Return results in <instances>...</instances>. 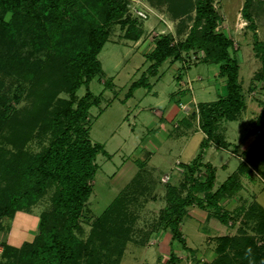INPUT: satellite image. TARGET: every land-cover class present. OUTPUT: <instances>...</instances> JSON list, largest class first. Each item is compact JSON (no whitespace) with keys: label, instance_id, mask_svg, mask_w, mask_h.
I'll use <instances>...</instances> for the list:
<instances>
[{"label":"trees","instance_id":"obj_1","mask_svg":"<svg viewBox=\"0 0 264 264\" xmlns=\"http://www.w3.org/2000/svg\"><path fill=\"white\" fill-rule=\"evenodd\" d=\"M167 1L176 17L189 15L192 11H195V16L188 17L193 23L184 40L172 43V37L167 34L155 38L154 49L145 55L151 61L148 71L154 74L168 58H182L183 51L203 50L200 61L217 64L218 75L225 78L226 93L199 105L200 127L206 134L201 145L205 148L214 140L216 144L227 147L228 143L218 132L220 121L237 119L246 106L233 40L217 31L220 13L213 0ZM179 2H182L179 9L174 10L173 3L177 7ZM252 3L253 0H244L241 14L248 21V29L253 30V50L261 62L253 80L261 82L264 88V42L259 38L256 21L250 11ZM127 12L126 0H0V71L16 69L26 82L38 89L35 92L36 105L27 111L23 122L18 116L11 118L6 96L0 93V131L9 125L10 136L7 138H14L15 147L19 146L21 134L25 138L23 142L33 136H49L46 146L34 154H27L22 161L23 166L14 184L21 185L13 188L0 210L13 212L37 201L48 187L55 186L51 208L40 216L39 234L33 242L24 244L16 264H72L88 252L77 231L81 228L83 208L93 191L91 181L99 167L97 155H109L103 143L94 142L90 137L89 110L100 101L90 89V82L105 75L98 54L108 41L109 26L116 23L121 27L127 26L124 33L127 39L135 41L142 36L139 21L131 19ZM8 13L11 15L7 19ZM18 39H21V46H30L27 54L13 49ZM37 53H44V57L30 59ZM82 86L86 92L79 96L78 90ZM142 86L151 88L146 73L132 82L128 96ZM62 93L65 95L61 96ZM19 96L21 93L14 98L19 100ZM12 161L6 162V168L13 166L10 164ZM181 165L184 167L183 180L178 185L167 184L166 205L159 210L154 222L159 227L169 228L171 239L188 249L181 230L187 207L196 204L208 211V215L228 223L234 213L223 207L222 200L233 197L242 189L241 174L246 172V166L241 163L238 171L215 188V168L202 161L201 151L190 163ZM136 175L140 182L144 173L140 170ZM133 181L135 179L123 188L117 201L123 200L120 203L122 214L133 212L131 216L150 196L149 185ZM138 194L145 196L140 199ZM129 200L134 207L123 209ZM242 210L241 206L237 214ZM243 223L239 229L241 236L222 238L216 248L218 257L203 264H264V208L256 200L245 209ZM247 230L253 234H248ZM131 231L130 227L118 230L119 235L115 237L118 245L114 247L118 260L122 257L126 241L131 238ZM259 240H262L261 245H258ZM179 260L178 255L171 251L163 264H178Z\"/></svg>","mask_w":264,"mask_h":264},{"label":"rangeland","instance_id":"obj_2","mask_svg":"<svg viewBox=\"0 0 264 264\" xmlns=\"http://www.w3.org/2000/svg\"><path fill=\"white\" fill-rule=\"evenodd\" d=\"M126 2L127 14L131 19L139 21L143 34L135 41L127 39L124 36L127 26L113 24L108 27V41L98 54L105 75L97 76L90 82V89L100 101L90 107L88 121L91 139L103 143L109 155L103 153L97 155L96 161L99 167L95 178L91 181L93 191L83 208L80 218L81 228L77 231L86 243L88 252L72 264H163L171 251L180 258L178 264L211 263L218 255L208 251L209 242L199 230L204 224L187 213L188 211L183 216L182 230L187 245L198 250V253L184 248L179 241L171 239L169 233H166L169 228L161 227L162 229L157 230L160 225L154 222V218L159 214L158 208L166 205L165 198L149 201L151 198L149 196V199L147 198L149 203L146 201L142 207L136 209L137 211L134 210L133 216H131L133 212L122 214L120 203L123 200L117 202L123 188L131 183V179H135L133 182H139L136 175L139 171L138 167L128 165L130 160L139 167L145 160L148 162L147 166H144L146 173L141 175L139 183L149 185V190H153L155 185L160 186L158 187L160 191L165 189L166 184L160 180L162 173H167L171 177L169 182L166 181L167 184L178 185L183 180L184 167L180 165L181 168H174L176 161L181 160L185 163L188 159L193 160L202 150L201 143L206 138V134L198 130V125L201 128L200 103L215 100L219 95L226 93L225 84L215 86L216 79L209 80L212 77L211 66L209 70L205 62H199L204 55L203 50L183 51L182 58L165 60L158 67L161 75L159 80L156 75L148 71L151 61L147 60L145 55L154 49L155 38L167 34L172 37V43L184 40L193 23L188 17L195 16V11L189 15L180 14L176 17L171 10L172 5L167 0H126ZM243 2L244 0H213L214 7L220 13L217 31L225 33L233 40V48L240 63L239 79L244 89L242 95L249 99L248 103L252 104L254 109L251 113L243 114L241 122L249 128H254L253 124L257 122L260 124L256 125L258 128L264 124V115L262 119L258 116L262 108L260 103L264 101V92L254 90L260 87L261 82L252 81L251 77L261 62L254 54L253 30L248 29V21L241 14ZM181 3H176L177 7L173 3L174 10L179 9ZM140 11L144 12L145 16L140 14ZM250 11L256 21L259 38L264 42V0H253ZM10 15L11 13H8L6 18H10ZM29 48L28 45L21 46V39H18L13 46L15 52L21 54H27ZM38 56L43 58L44 53L32 55L30 59ZM143 73H146L149 82L153 84L151 90L142 86L133 90L128 96L132 82L138 80ZM198 76L203 77V80H199ZM26 81L16 69L14 71L8 68L6 71H0V93L6 96L11 118L18 116L22 122L27 117V111L34 109L35 92L38 90ZM204 86H207L206 89ZM85 92V86H82L78 90V95L82 96ZM18 93H21V96L16 100L14 96ZM63 95L65 94L62 93L61 96ZM171 102L181 109L180 119L176 121L179 123L180 131L174 128L175 122L162 123L159 111L155 113V110L162 111L169 108L173 104ZM224 124L228 128L227 139L235 142L240 121L234 120ZM219 125L221 127V124ZM2 128L0 131L1 208L7 196L21 185V183L16 186L14 184L26 155L40 151L49 143L47 135L33 136L23 142L25 138L21 134L19 146L15 147L14 138H7L10 136L9 125ZM158 128H161L159 134ZM257 132V135H260V130ZM256 137L257 141L261 138V136ZM211 142L216 143L214 140ZM157 143L160 146L148 155L149 150H154L153 144L155 147ZM210 155L211 150L207 151L208 159ZM228 155L226 150L221 149L214 157L216 162H222ZM8 161H12L10 164L13 166L10 169L6 168ZM239 162V158L233 156L229 169L219 171L216 184L224 182L228 173L234 169V164ZM262 162L253 166L258 170L253 172L257 177L243 180L246 187L239 192V195L231 197L227 205L229 211L234 213L229 219L233 221L234 233H237L239 226H242L245 209L254 199L253 195L264 206V162ZM248 187L251 189L250 193ZM54 191L55 186L51 185L42 197L29 205L16 208L9 213L0 210V264H16L24 244L35 240L39 234L40 216L43 211L51 208V196ZM144 196L139 195V198L143 199ZM126 202L128 204L124 203L123 209L127 206L134 207L132 200ZM241 206L244 210L237 214ZM213 218L219 221L216 217ZM120 227L126 230L130 227L133 232H130L131 238L126 241L122 257L118 260V254H114V247L118 245L115 237H118ZM115 231L117 233H112ZM154 231H159L152 237L156 240L150 238V233ZM246 232L253 234L252 231Z\"/></svg>","mask_w":264,"mask_h":264},{"label":"crops","instance_id":"obj_3","mask_svg":"<svg viewBox=\"0 0 264 264\" xmlns=\"http://www.w3.org/2000/svg\"><path fill=\"white\" fill-rule=\"evenodd\" d=\"M262 40V39H261ZM256 57V56H255ZM199 62H201V61H199ZM198 61H197V63H199ZM206 63V65L207 66H209L208 67V69L210 70V66H211V70H210V73H211V75H212V77L209 79V80H211L212 78H215L216 80H215V83H217V84H215V86H222L223 84H225V79H224V77H222V76H219L218 75V68H217V64H214V63H210V62H205ZM261 66V65H260ZM260 66H259V68H260ZM259 68H257L255 71H254V73L259 69ZM254 73L252 74V77H251V80L253 81V75H254ZM152 75H156L157 76V80H159L160 78H161V75L159 74V71H158V69L156 70V72L153 74L152 73ZM198 78H199V76H198ZM199 80H203V77H200L199 78ZM180 81H182V79L180 78ZM203 84V83H202ZM152 83H151V88H152ZM205 85V84H204ZM250 85V84H249ZM206 87L207 86H204V89H206ZM242 87H243V84H242ZM151 88H150V90H151ZM242 90H244L243 88L241 89V93H243V91ZM254 90L255 91H259V92H261L262 90H263V92H264V88H262L261 87V85H260V87L259 88H257V90H256V88H254ZM246 93V92H245ZM155 94H156V92H155ZM244 94V93H243ZM264 94V93H263ZM220 96H222V95H219L218 96V98L220 97ZM243 96V95H242ZM218 98H216V99H218ZM255 98V97H254ZM260 98V97H259ZM215 99V100H216ZM243 99H244V101H245V104L247 105V107H245L242 111H241V113L238 115V117H237V119H235V121H240V128H237L238 130H237V133H238V135H237V138H235V142H233L232 140H228L227 139V125H225L224 123H226V122H231V121H234V120H222V122L220 121V124H221V127H220V132L222 133V135H223V137H224V139L226 140V142L228 143V145H227V147H222V146H218V144H216V143H213V142H210V144H208L205 148H202V150H201V155H202V161L203 162H209V163H211L212 164V166L215 168V172H216V179H217V177H218V174H219V171L220 170H227V169H229V165H230V163H232V161H233V156L234 157H236V158H239V160H240V162L239 163H236V164H234V169L231 171V172H229L228 173V176H227V178L233 173V172H236V171H238V167H239V165L241 164V163H244L245 164V166H246V174L245 173H242L241 174V182H242V185H243V187H242V189L241 190H243L246 186H245V183H243V180H245L246 178H256L257 176H254L253 175V172H254V170H255V168L253 167L254 165H258L259 163L258 162H260V161H263L264 162V124L261 126V127H258V128H256V125H260V124H258L257 122H255L254 124H253V126H254V128H252V127H248V125H246V124H243L242 122H241V118H242V115L243 114H245L246 112H253L254 111V109H253V107L251 106L252 104H249L248 103V100L249 99H247V97L245 96V98H244V96H243ZM209 101H214V100H209ZM209 101H205V102H209ZM203 102V101H202ZM261 102H263V103H260V104H262V108H260V113L258 114V116H261V119H262V117H263V115H264V101H261ZM171 103H173V102H171ZM251 103V102H250ZM177 107V108H176ZM247 109H249L248 111H247ZM159 111V115H161L160 117V121L162 122V123H172V122H175V127L174 128H176L178 131H180V129H178V126H179V123H176V121H178L179 119H180V115L179 114H181V109L179 108V106L177 105H175L174 103L169 107V108H166V109H164V110H162V111H160V110H155V113H157ZM264 119V118H263ZM170 121V122H169ZM174 124V123H173ZM241 126H243V128H241ZM181 127V126H180ZM182 129V128H181ZM256 129H257V131L258 130H260V135H257V131H256ZM160 130H161V128H158V134H159V132H160ZM198 130H200V131H202L203 132V130L201 129V128H199V125H198ZM182 131V130H181ZM252 132H254V133H252ZM204 133V132H203ZM263 133V134H262ZM205 134V133H204ZM256 136H261V138L257 141V137ZM159 141V140H158ZM161 141V140H160ZM160 143H163V142H160ZM105 146V145H104ZM160 146V144L159 143H157V145L154 147V144H153V146H152V148L154 149V150H152V151H148V155H151V153L152 152H154V151H156L157 150V148ZM206 149H208V150H206ZM221 149H224V150H226L228 153H229V155H228V157H226V159L224 160V161H222V162H219V161H217L216 162V160H215V155H216V153L219 151V150H221ZM209 150H211V155L209 156V159H208V156H207V151H209ZM200 151V150H199ZM199 153V152H198ZM197 153V154H198ZM148 158H149V156H148ZM195 158V157H194ZM193 158V159H194ZM192 161V159H188V161L187 162H185V163H190ZM262 162V163H263ZM147 163L148 162H146V160L142 163V165H141V167H139V165L137 166L135 163H133V161H128V165H130L131 164V166L132 165H134L136 168L138 167V170L140 171L141 170V172H143V173H146L145 171H144V166H147ZM182 163H184L183 161H181V160H177L176 161V164H175V166H174V168H181V164ZM230 169H232V168H230ZM255 171H258L257 170V168H256V170ZM264 171V170H263ZM165 175H169V174H167V173H162V175L160 176V180H161V182L163 183V184H166V187H164L165 189L164 190H158V187H160V186H157V185H155L154 186V188H153V190H148V194L150 195V199H149V201H157V199H163V198H165V194H166V190H167V182H169V180L171 179V177H170V175H169V179L167 180V182L166 181H164L163 180V177L165 176ZM226 178V179H227ZM225 179V180H226ZM224 180V181H225ZM216 181L217 180H215V188H217L219 185H217L216 184ZM249 188V187H248ZM250 189V188H249ZM241 190H239V192H241ZM239 192L238 193H236L234 196H236V195H239ZM251 192V189L249 190V193ZM233 196V197H234ZM254 196V199L253 200H256L257 201V199L255 198V195H253ZM154 197V198H153ZM231 198H225L224 200H222V205H223V207H225L226 209H229V207L227 206L228 205V203H229V200H230ZM252 200V201H253ZM149 201H148V203H149ZM263 208H264V206L259 202V201H257ZM147 203V204H148ZM233 203V202H232ZM145 204V203H144ZM165 206V205H164ZM164 206H160L159 208H158V210H160L162 207H164ZM230 210V209H229ZM187 213H190V215H192V216H194L199 222H201V223H203L204 225H202V226H200L199 227V230H200V233H201V235H203L204 237H205V239L209 242V246H208V251H211L212 253H214V254H217L218 255V252H217V250H216V248H217V246L219 245V243L222 241V238H224V237H233V236H241V232H240V227L241 226H239V231L237 232V233H234V228H233V221L231 222V220H229L228 221V223H222L221 221H216L215 220V218H213V216H210V215H208V211H206V210H204V209H202L201 207H199L198 205H191V206H188L187 207ZM159 212V211H158ZM155 219V218H154ZM153 219V220H154ZM241 220V219H240ZM243 222V221H242ZM182 223H183V221H182ZM243 224L244 223H242V226H243ZM230 227V228H229ZM229 228V232L227 231V229ZM246 228V227H245ZM159 229H162L161 227H159L157 230H159ZM247 229V228H246ZM181 230H182V224H181ZM248 231H250V230H248ZM166 232V231H165ZM156 233H159V231H154V232H152L151 233V237L150 238H152ZM166 233H169V235H170V238H171V233H170V230L168 231V232H166ZM182 233H183V230H182ZM248 234H249V232H248ZM183 237L185 238V235H184V233H183ZM152 240H156V239H153L152 238ZM185 240H186V238H185ZM186 243H187V240H186ZM262 244V240H259L258 241V245H261ZM188 246V245H187ZM188 248V250L189 249H191L192 251H194L195 253H198L197 251L198 250H196V249H193L192 247H190V246H188L187 247ZM190 250V251H191ZM212 256V255H211Z\"/></svg>","mask_w":264,"mask_h":264},{"label":"built area","instance_id":"obj_4","mask_svg":"<svg viewBox=\"0 0 264 264\" xmlns=\"http://www.w3.org/2000/svg\"><path fill=\"white\" fill-rule=\"evenodd\" d=\"M140 14H142V15L145 16V13L142 12V11H140ZM168 179H169V175H165V176L163 177V180H164V181H167Z\"/></svg>","mask_w":264,"mask_h":264},{"label":"bare ground","instance_id":"obj_5","mask_svg":"<svg viewBox=\"0 0 264 264\" xmlns=\"http://www.w3.org/2000/svg\"><path fill=\"white\" fill-rule=\"evenodd\" d=\"M239 18V17H238Z\"/></svg>","mask_w":264,"mask_h":264}]
</instances>
